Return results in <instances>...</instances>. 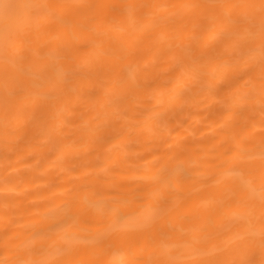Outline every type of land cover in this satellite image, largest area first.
<instances>
[{"label": "bare ground", "instance_id": "1", "mask_svg": "<svg viewBox=\"0 0 264 264\" xmlns=\"http://www.w3.org/2000/svg\"><path fill=\"white\" fill-rule=\"evenodd\" d=\"M0 264H264V0H0Z\"/></svg>", "mask_w": 264, "mask_h": 264}]
</instances>
